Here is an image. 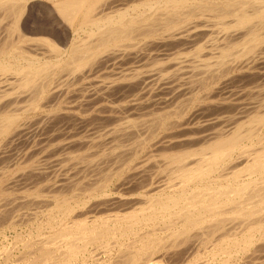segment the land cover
Instances as JSON below:
<instances>
[{"label": "bare ground", "instance_id": "6f19581e", "mask_svg": "<svg viewBox=\"0 0 264 264\" xmlns=\"http://www.w3.org/2000/svg\"><path fill=\"white\" fill-rule=\"evenodd\" d=\"M38 2L46 3L48 13L46 12L47 10L45 12L49 14V20L44 19L45 22H39L40 24H36L37 17H34V12L38 9ZM208 17L214 18L213 22L216 21V26ZM32 23H35L36 26H32ZM0 26H3L2 28L0 27V142L2 138L8 140L7 146L5 144L0 145V154L2 155L6 153L7 148L11 150L12 146L22 136L33 134V131H31L33 125L27 122L28 119L26 118V122L22 121L25 114L30 111L44 113H42L44 116L42 119L39 117L40 123L37 122V130L40 124H43L41 127L45 126V128L49 123H54L50 124L51 126L60 124L61 126L59 125V127L62 128V124L72 125L79 118L81 119V117H73L74 110L72 111V109H70L72 113L63 114V112H60L61 110L56 111V107L58 108L62 104L61 99L66 96V93L70 92V89L77 81H85L94 75L98 76L102 71L109 70L112 74L110 73L111 76L106 74L105 80H99L98 82H101L97 85V82L93 83L94 78H96L94 77L91 84L95 85V87L92 85V88L89 86L83 88L81 82L80 84L77 82L83 89L80 90L81 93L79 95L74 93L71 96H79V103L80 101L91 102V99H97V97H100V100L114 97L117 100L116 102L119 100L124 104L119 103L120 105L110 107L107 105L106 107L108 108H102L106 109L103 110V112L107 113L104 116H101V113L98 114L100 110L98 112L96 110L99 115L97 120L103 118L100 122H105L101 123L102 126L106 125L100 130H93L96 128L93 125L96 124L91 126V123H85V120H92L90 122H93L96 119V117L88 119L89 116H87V118L81 119L85 123L84 126L86 128L84 131L82 130L83 132L80 131L81 134L77 133L69 137L71 135V131H69L70 135L67 137L70 142L68 141V143L67 134H63V137L67 138V146L64 148L67 150L66 153H70V155L77 150L78 146L86 149V147L98 145L100 147L98 150L101 152L99 154H106V156L108 153L117 154L118 151L122 152V149H127V147L131 150L130 145L125 144L126 142L124 143V141L126 138L131 140L130 137L132 135L130 132H132L134 127L139 126L137 125L139 121L134 118L138 116L141 118L140 113H142L144 108H155V110L162 108L163 110L176 101L177 104L174 103V105L176 104L178 107L172 105L174 107L173 110L175 108H180V110L181 108L182 110L184 108L187 109V105H184V107L181 105L182 99L191 94L200 82L198 89L203 91L219 82L223 83L222 80L225 78L227 81L229 77L234 78L236 75L239 76V74L240 77H243L251 68L256 67L253 65L254 63L257 64L262 61L261 63L264 64V0H0ZM200 37L202 41L204 37L209 38L205 41L210 42L212 55L210 54V57L203 58V55L196 53L197 55L194 54L196 56L193 55V59H187V56H189L187 52L190 49L193 50L197 43V46L202 43L199 39ZM198 39L201 43L197 42ZM209 42L205 43L209 44ZM201 45L199 49H205V45ZM197 46L196 49H198ZM185 54L188 55L186 56ZM143 67L146 68L142 69ZM115 70L118 71L113 73ZM63 75H66V77ZM103 75L105 76V74ZM100 76L103 77L99 75L98 78ZM239 79L236 78L235 81ZM88 82L90 83V81ZM228 82L231 83V81ZM195 83L197 86H194ZM229 85L227 84L225 87V84L224 86L222 84L221 86L227 88ZM159 89L168 90L164 95L161 94L160 98H154V95L161 91ZM198 89H196L195 93ZM213 90H215V87ZM230 90L233 91L232 88ZM257 91L260 96L262 90ZM127 92L130 95H127ZM70 93H68V96ZM195 93L193 92L194 95ZM206 93L208 94L209 91ZM222 93L224 92L220 91V94ZM193 94H191L192 97L194 96ZM191 95L188 99L187 97L185 99L190 100ZM182 96L184 97L180 100L179 98ZM224 96L227 99V96ZM130 97L133 99H129ZM69 98L65 99H68L69 102ZM76 98L74 97V99ZM177 99L180 100L179 103ZM195 99L197 100V98ZM199 100L201 101L202 99ZM250 101L253 102V100ZM194 103L193 105L196 104ZM250 104L246 108L244 105L242 106L244 107L243 112L238 110L243 114L241 117H247L248 120L246 119V121L239 123H237V120L235 122L233 120V123L226 124V127L222 128L221 126L222 131H217L220 128L219 125L217 130L214 128L215 132H209L210 134L206 135H203L202 132L200 134L199 132H185L183 134L182 126L185 125L183 121L180 122V120L178 121L175 118L177 120V122L175 120L176 123L172 119L174 124L169 122L172 117L169 112L173 113L172 107V111L169 110L168 115L165 113L163 116L158 111L161 116L156 114L155 117L152 112L155 110L151 111L150 109L152 118H155H153L155 122L157 120V124L154 122L156 127H152L151 125L153 124L150 125L147 121L146 125L148 124L147 126L152 127L153 130L155 128V130L153 132L150 130L152 134L148 131L151 136L148 134L145 136L144 134L145 137L148 135L150 139L144 136L138 139V145L136 144L135 148L132 146L136 150H133L134 152L128 151L132 155L127 156L129 153H126V158L124 157L125 153L122 152L123 156H118L113 166L111 165L107 169L106 167H101L104 169L100 171V175L98 174L99 178L90 183L87 181L89 176L87 173L86 183L88 184H84V186L80 185L86 176L81 177L82 180H79V186V182H76L74 186L73 184L71 185V182L78 179V177L80 178V173L77 177L74 175V180L72 179L73 175H70L73 174L72 172L69 174L70 176L66 175L65 178L61 175L63 180L59 179L60 182L58 185L56 184L60 186L58 187L59 189L55 190L53 196L50 195L53 201L49 200L50 203L48 202V205L45 201L47 208L45 209L46 213L43 212V214L49 220H46V225H40L41 227L38 229L40 232L43 230L42 228L47 227L53 231L49 235H44L45 233L37 234V238L32 236L33 238L30 237V239L24 240V249L23 251L21 250L20 258L26 264H89L90 262L92 264H264V103L260 101ZM81 105L80 109L74 105L79 109L78 113L83 115L85 114L84 112L88 113V109L85 107L84 109L87 111H83ZM241 105L238 107H241ZM69 106L71 107V105ZM219 108L221 107L219 106ZM223 108L221 110H224ZM48 109L50 111H47ZM140 109L142 110L139 111ZM232 111L230 109V112ZM137 112L138 116L134 117ZM144 112L150 113L148 111ZM180 112L183 114L184 111ZM29 115L28 113L26 116ZM93 115H95V112ZM175 115L173 114L174 117H176ZM190 115L192 114L190 113ZM235 115L233 116L235 117ZM145 116L148 117L147 115ZM229 116L231 117V115ZM182 117H185V115ZM29 119L33 121L34 118ZM187 119L189 120L190 118ZM146 120L144 119V121L140 122L143 123ZM222 122L225 121L223 120ZM187 123L186 125L190 124ZM29 125H31L30 130ZM198 125L199 123H197ZM74 127L71 128L74 129ZM142 127L144 128V126ZM54 128H57V126ZM174 128L182 129L183 135L178 133L179 135L172 136L173 131L170 129ZM57 129H45V131L48 130L50 133H55L58 131ZM146 129L149 128L147 127ZM146 129L144 128L143 130ZM63 130H66V127ZM137 130L140 133V130ZM166 130L172 132L170 136L166 134L167 138H162L163 140L158 142V146L161 145V148L159 147L161 152L157 154H159L158 156L161 160L159 161L160 158H158L157 164L156 158L154 159L156 160V163L154 162L156 170H152L153 165L149 167V162L153 161L152 157L155 154L154 156L148 155L149 157H145L146 161L142 160L143 162L137 163V160L135 162V157H137L139 151L144 149L145 144L160 131ZM42 131L40 129V133ZM89 132H91V135ZM135 132H133L134 135L136 134ZM52 134L50 135L52 136ZM140 134L138 136L141 137ZM157 141H155V144H157ZM35 142L38 143V141ZM111 144L112 146H110ZM74 145L77 146L76 149ZM107 145L112 150L108 153H106L107 148L105 149ZM45 147L48 146L45 145ZM61 148L59 149L61 150ZM85 149L83 148L82 150ZM80 150L77 151L80 152ZM10 152L9 154H12ZM59 153H55L53 157ZM75 153L76 151L74 155ZM4 156H7L4 158L11 159L8 155ZM49 156L48 158H51V155ZM72 156L71 159H77L74 156L72 158ZM1 157L0 160L3 159ZM91 157L89 158L91 159ZM119 157L122 158L119 159ZM68 158H70L69 155ZM94 158L90 161L85 158L84 160L93 163L99 159V157ZM104 158L107 157L104 155ZM41 159H38V161ZM78 159L80 160L81 157ZM65 160L63 159V161ZM100 160H102L101 157ZM3 161L2 165H5ZM57 161L60 162L59 159ZM54 164L52 166L56 167L55 162ZM94 164L91 165V168ZM40 166L39 163L34 168L37 178H40L38 175L43 177L46 172ZM59 166L56 168H59ZM70 166L71 164L69 168ZM4 167L1 168L3 169ZM49 167H51V163ZM154 167L153 169H155ZM55 169L51 172L56 173L54 172L56 171ZM150 170L155 173H151ZM24 171H22L21 178L17 179L18 181L15 180L17 174L14 180L10 178V181L6 182L10 183L11 179L14 181L11 183L12 185L9 184L12 187L11 190L9 189L10 192L16 189L14 186H18V188L23 190L25 189L23 187L29 186L30 181H39L35 177L33 178L36 180H29L26 178L28 171L25 173ZM2 175V178H0V194H10L7 192L9 190H6L5 183L3 184L5 188L1 185L3 183L2 180L6 177L5 172ZM94 177L96 178L95 175ZM145 177L146 182L144 180ZM53 178L51 177V179ZM92 178L89 180H92ZM159 178L163 179H161L163 184L160 186L158 184L156 189L154 183L156 185L160 183ZM47 179H49L48 176ZM34 183L30 184V186ZM41 183L44 182L42 181ZM35 184L33 186L38 189L40 186L37 187ZM145 186H149L152 193H154L152 189L163 193L167 190L173 192L160 194L161 196L157 198L142 201L139 189L142 187L141 190H143ZM18 188L16 191L21 190ZM31 189L28 187L26 191ZM41 191H39L40 197H43L44 195H41ZM50 191L52 192V190L48 192ZM75 191L76 193L78 191V193L76 194ZM68 193L73 195L70 194L71 196H68ZM37 196L39 195L37 194ZM1 198L3 197L1 196ZM27 198L30 200L29 197ZM34 201L36 200L34 199ZM9 202L10 204L14 203L12 200ZM14 204L18 203L15 201ZM39 204L41 205V203ZM4 205L6 206V204ZM7 206H9L8 203ZM7 206L4 210L1 203L0 207L4 210L2 211L1 209V212L9 215L10 211H18L17 208H10L13 209L10 210L8 207L7 209ZM112 210L116 213L107 214L108 216L104 215V217L101 215L102 218L95 217ZM120 210L126 211L120 212ZM6 214L5 217L4 214L1 215L0 220H6L8 218V215L6 218ZM88 214H94L95 216L90 217ZM14 216L10 217L9 215V218L12 219ZM39 219L38 221H41ZM9 220L5 221L7 225ZM27 221L29 222L26 219ZM1 224L4 223L0 222ZM4 225L6 227V224ZM21 241L19 242L21 243ZM98 248H101L104 252L99 251L98 253V251H95Z\"/></svg>", "mask_w": 264, "mask_h": 264}, {"label": "rangeland", "instance_id": "374dc122", "mask_svg": "<svg viewBox=\"0 0 264 264\" xmlns=\"http://www.w3.org/2000/svg\"><path fill=\"white\" fill-rule=\"evenodd\" d=\"M38 4V9L37 10H35V18L37 17V20L35 21L36 22V24H40L41 22H45V20L47 19V20H49V14H47L48 13V9L46 8V3H44V2H38L37 3ZM45 4V5H44ZM40 5V6H39ZM43 7V8H42ZM44 11V13H43V11ZM45 10H47L46 12H45ZM40 13H41V15H40ZM43 13V14H42ZM47 17H46V16ZM40 17V18H39ZM45 17V18H44ZM39 18V19H38ZM210 20H212V22H213V20H214V18H211V17H208ZM43 21H42V20ZM45 19V20H44ZM40 22V23H39ZM210 23H211V21H210ZM216 21H214L213 22V24L216 26ZM4 25H6V24H4ZM3 25V26H4ZM35 25V23L33 24L32 23V26H34ZM2 26V27H3ZM36 26V25H35ZM34 26V27H35ZM1 27V26H0ZM1 27V28H2ZM0 28V29H1ZM200 39V41H202L201 39V37L199 38ZM199 39H198V41L197 42H199V43H201L200 41H199ZM207 39H209L208 37H204L203 38V41H205V40H207ZM202 41V43L201 44H204L205 46V49H203V50H201V49H199V48H201L200 47V45L199 46H197L198 45V43L194 46V49H196V46H197V48L198 49H196V50H192V49H190L189 50V52H187L188 54H189V56H187L186 54V56H187V59H193V57L194 56H196L197 54L196 53H199V55H203L202 57L203 58H206V57H210L211 55H212V53H211V50H210V42L209 41H205V42H209V44L208 43H205V42H203ZM210 41H211V39H210ZM202 46V45H201ZM206 46H208V47H206ZM198 50V51H197ZM210 50V51H209ZM204 51H205V53H204ZM207 51V52H206ZM209 51V52H208ZM212 52H216V51H212ZM202 53H204V54H202ZM206 53H208L207 55H206ZM192 54V55H191ZM194 54H196V55H194ZM211 54V55H210ZM191 55V56H190ZM194 55V56H193ZM206 55V56H205ZM185 56V57H186ZM189 57V58H188ZM191 57V58H190ZM262 62V61H261ZM257 63V64H253V65H255L256 67L255 68H251V70H249V72H250V74H248L249 72H247V73H243L244 75H243V77H240V74H239V76L238 75H236L234 78L233 77H229V79H227V81H226V78L225 79H223L222 81H223V83H218V84H216V85H213V86H211L210 88H208V89H206V90H203L202 91V89L201 90H199L198 88H199V86H200V84H201V82H200V84H198L196 81H198V80H196L195 82L198 84V86H197V84L195 85L194 84V86H197L194 90H193V92L195 93V91H196V89H198V91L196 92V93H198V94H196L195 93V95L193 94V92L191 93V94H193L194 96L192 97V95L191 94H188V96H186L187 97V99H188V97H190V95H191V101L190 100H186L185 98H183L184 96H182V97H180L179 99L181 100V98H183L182 99V101L183 102H181V105H183V107H184V105L186 106H188L187 107V109H185L184 108V110H182V108H181V110H180V108L178 109V108H175L174 110H177V111H175L174 112V110H173V108L174 107H172V105L173 106H176V104H177V102L175 101L174 103H176L175 105H174V103L173 104H171L169 107H166V108H164L163 110H162V108L161 109H156L155 110V108L153 109V108H149V109H147V108H144L143 109V111H142V113H140L141 115V118H139V116H138V112H137V115L136 116H134V117H137V118H134V119H136L137 121H139L138 123H137V125H139V126H136V127H139V128H136V127H134L133 128V130H132V132H130L131 133V135L133 136V138H132V136L130 137V139L131 140H129L128 138H126V140L124 141V143L125 144H128V145H130V149L131 150H129V147H127V149L126 148H124V149H122V152L123 153H125L124 154V157H126V153H129V152H132L133 150L135 151L136 149H134L138 144V139H140V138H142L143 136H144V134H145V136H146V134H148L149 135V132H150V134H152L151 133V131L153 132L154 130H155V128H154V130H153V128L152 127H156V122H157V120H156V122H155V115L156 114H159V113H161L163 116H164V114L165 113H167L166 115H168L169 113L172 115V117L169 119L170 121L169 122H172V120L174 121V123H176L177 122V120L176 119H178V121L180 120V122L181 121H183L182 123L183 124H185V125H183L182 126V129H176V128H174V129H170V130H172V131H168V130H166V131H160L156 136H154L153 137V139H151V140H149V142L148 143H146L145 144V146H144V149L143 150H141V151H139V154H137V157H135V162H137V160H138V162L137 163H140V162H143L142 160H144V161H146L145 159V157H147L148 155L149 156H154V154H155V156L154 157H152V159H153V163L151 162H149V167H151L152 165H153V167H154V164L157 162V164H158V158H160L158 155L160 154V150H159V147L161 146H158L159 145V141H161V140H163L162 138H167L166 136L168 135V136H170V134H171V132H172V136L174 135V136H176V135H179V134H182V131H183V134H185V132L186 133H193V132H196V133H198L199 132V134H200V132H202V134L204 135H206V134H210L209 132H211V133H213V131L215 130L214 128H216V130L219 128V125H220V128L217 130V131H222V129H221V126H222V128L223 127H226L228 124H230V123H233V120H234V122L237 120V123H239V122H243V121H246V119H247V117H241V115H243L241 112H243L244 111V107H242L243 105L245 106V108L246 107H248V105H251L250 103H257V102H262V103H264V98H263V96H264V93L262 94V92H264V64L263 63ZM159 67V66H158ZM144 68H146V67H143L142 69H144ZM109 71V70H108ZM108 71H102L101 72V74L99 73L98 74V76L99 75H102L103 77H99L98 78V76L97 75H94L93 77H91L90 79L88 78V79H86L84 82L82 81V80H80V81H77V82H79V84H80V82H81V85H82V87L84 88V87H91L93 84H91L92 82L91 81H93V78L94 77H96V78H94L95 80V82L93 81V83H96V85L97 84H99L100 82H98L99 80H105L104 78L105 77H107L106 76V74L109 76V74L111 73L112 74V72L111 71H109V73H108ZM118 70H115L113 73H115V72H117ZM120 71V70H119ZM255 71H257L256 73H255ZM107 72V73H106ZM252 73V74H251ZM1 74V73H0ZM103 74H105V76L103 75ZM111 74H110V76H111ZM261 74V75H260ZM263 74V75H262ZM251 75V76H250ZM252 75H256V76H252ZM259 75V76H258ZM63 76H65L66 77V75H63ZM245 76V77H244ZM250 76V77H249ZM258 76V77H257ZM65 77H64V79H65ZM251 77H252V79H251ZM259 77H261V78H259ZM263 77V78H262ZM98 78V79H97ZM102 78V79H101ZM233 78V79H232ZM242 79V81H240V79L239 80H236L237 81V83H236V81H235V79ZM245 78V79H244ZM247 78V79H246ZM254 78V79H253ZM259 78V79H258ZM234 80V81H232V80ZM254 80V81H253ZM260 82H259V81ZM88 81H90V83L88 82ZM221 81V82H222ZM225 81H226V83L229 85V83L230 82H228V81H231V83H230V85L228 86L230 89L232 88L233 89V91L232 90H230L228 87V89L227 88H225L226 87V83H225ZM75 83V85H73V87L70 89V92L73 90V88H74V90H73V92H68V93H70L69 94V96H68V93H66L64 96L65 97H63L62 99H61V101H62V104H60L59 106H58V108L56 107V111L58 110H61L60 112L62 113L63 112V114H70V113H72L71 112V110L70 109H72V111H73V113L74 114H72L73 115V117L74 116H76L77 118H79V117H81V119L83 118H87V116H89L88 117V119L90 118V119H93L94 117H96V119L95 120H93V122H90V121H92V120H90V121H87V120H85V123L87 124V123H91V126L93 125V124H96V125H93V126H95L96 128H94L93 130H100L101 128H103V126L105 125H103L102 126V124L101 123H105V122H100L102 119H100V120H97V118H98V114H100L101 113V116L103 115H107V113H105V112H103V110H106V109H102V108H105L107 105L110 107V106H113V105H120V104H122L123 102H120L119 100H118V102H116L117 100H116V98H108L107 100H100V97L98 98L97 97V99L95 98V99H91V102L90 101H88V102H85V101H83V102H81L80 101V103H79V96L77 97L76 95L75 96H71V95H74V93L75 94H77V95H79L80 93H81V91L80 90H82L83 88H81V86L78 84V83ZM233 82V83H232ZM249 82V83H248ZM84 83H86V84H84ZM87 83H89V84H91V85H87ZM194 83V82H193ZM238 83H241V84H238ZM251 83V84H250ZM254 83V84H253ZM256 83V84H255ZM259 83V84H258ZM223 84V86H224V84H225V87L223 88L221 85ZM233 84V85H232ZM251 86H250V85ZM263 84V85H262ZM78 86V88H77V86ZM85 85V86H84ZM219 85V86H218ZM240 85V86H239ZM248 85V86H250V87H246V86ZM253 85V86H252ZM94 87H95V85H93ZM92 86V87H93ZM231 86V87H230ZM239 88H238V87ZM255 86V87H254ZM91 87V88H92ZM213 87V88H212ZM214 87H215V90H213L214 89ZM217 87V88H216ZM220 87V88H219ZM222 87V88H221ZM236 87V88H235ZM80 88V89H79ZM242 88H245V89H242ZM262 88V89H261ZM221 89V90H220ZM222 89H224V91H222ZM226 89V90H225ZM239 89V90H238ZM159 90H161V89H159ZM167 90L168 89H162L161 91H156L157 93L154 95V98H160L161 97V94H163L164 95V93L165 92H167ZM230 90V91H229ZM256 90V91H255ZM257 90H259V91H261L260 92V96L261 95H263L261 98H260V96H259V93H257L258 91ZM77 91V92H76ZM79 91V92H78ZM162 91H163V93H162ZM202 91V92H201ZM209 91V96H208V94L206 93V92H208ZM211 91V92H210ZM220 91L221 92H224V93H222L223 94V96L224 95H226L227 96V99H226V97L224 96H222V94H220ZM226 91H227V93H226ZM233 93H232V92ZM237 91V92H236ZM240 91V92H239ZM246 91H248V92H245ZM254 91V92H253ZM160 92V93H159ZM214 92V93H213ZM231 92V93H230ZM235 92V93H234ZM239 92V93H238ZM130 93V92H129ZM200 93H201V95H200ZM229 93V94H228ZM237 93V94H236ZM241 93V94H240ZM202 94H203V97H202ZM232 94V95H231ZM246 94V95H245ZM248 94V95H247ZM257 94V95H256ZM127 95H130V94H128V92H127ZM211 95V96H210ZM245 98H243L242 96ZM251 95V96H250ZM255 95V96H254ZM196 96V97H195ZM201 97V98H198V97ZM208 96V97H207ZM217 96V97H216ZM230 96V97H229ZM241 96V97H240ZM250 96V97H249ZM67 97H70L69 98V102H68V99H65V98H67ZM72 97H73V101L71 102V99H72ZM74 97L76 98V99H74ZM216 97V98H215ZM234 97V98H233ZM236 97H238V98H236ZM248 97H249V99H248ZM253 97V98H252ZM257 97H259V98H257ZM153 98V97H152ZM153 98V99H154ZM195 98H197V100L195 99ZM213 98V99H212ZM221 98V99H220ZM224 98V99H223ZM240 98V99H239ZM242 98V99H241ZM255 98V99H254ZM65 99V100H64ZM129 99H133L132 97H130ZM185 99V100H184ZM199 99H202V100H204V101H200ZM226 99V100H225ZM232 99V100H231ZM247 99V100H246ZM76 100H77V102H76ZM100 100V101H99ZM112 100V101H111ZM180 100H178L177 99V101H178V103H179V101ZM193 100V101H192ZM235 100V101H234ZM250 100H253V102L252 101H250ZM254 100H256L255 102H254ZM75 101V102H74ZM93 101V102H92ZM103 101V102H102ZM108 101H111V102H108ZM115 102V104H113L114 102ZM188 101V102H187ZM246 101H247V103L248 102H250V103H246ZM63 102H65V103H63ZM184 102H186V103H184ZM192 104H191V103ZM198 104L197 106H196V104ZM228 102V103H227ZM246 104H245V103ZM68 103H72V104H68ZM79 103V104H78ZM86 103V105H84ZM120 103V104H119ZM188 103V104H187ZM193 103L195 104V105H193ZM208 103V104H207ZM220 103V104H219ZM222 103V104H221ZM234 103V104H233ZM236 103V104H235ZM76 104H78V105H76ZM81 104H83V105H81ZM112 104V105H111ZM124 104V103H123ZM130 104H131V101H130ZM202 104H205V105H202ZM211 104V105H210ZM215 104V105H214ZM218 104V105H217ZM229 104V105H228ZM242 104V105H241ZM67 105V106H66ZM68 105H71V107L69 106L68 107ZM77 107V108H79L80 107V105H81V109L83 110V111H87L86 109H84L85 107L88 109V113L87 112H84L85 114L83 115L82 113H78V111H79V109H77L75 106ZM88 105H89V107H88ZM90 105H92V106H90ZM180 105V104H179ZM241 105V107H238V106H240ZM101 106V107H100ZM194 108H193V107ZM213 106V107H212ZM217 106V107H216ZM219 106L221 107V108H219ZM233 106V107H232ZM238 108H237V107ZM62 107V108H61ZM66 107H68V109H66ZM75 109H74V108ZM91 107V109H89ZM171 107H172V110H171ZM176 107H178V106H176ZM180 107H182V106H180ZM202 107H204V108H202ZM212 107V108H211ZM217 109H216V108ZM224 107V108H223ZM227 107V108H226ZM228 107H230V108H228ZM66 110H65V109ZM98 108V109H97ZM106 108H108V107H106ZM200 108V109H199ZM209 108V109H208ZM224 109V110H221V109ZM102 109V110H101ZM147 109V110H146ZM150 109H151V111L152 110H155L156 111V113H154L155 111H152L153 112V118H152V113L150 112ZM165 109H167V110H165ZM197 109V110H196ZM200 111H199V110ZM202 109V110H201ZM230 109H231V111L232 110H234V111H232V112H235V113H232V112H230ZM96 110H97V112L100 110V112L97 114L96 113ZM142 109H140L139 111H141ZM169 110H171L173 113H171V112H169ZM192 110H193V112H192ZM203 110H206V111H204L203 112ZM211 110H213V111H211ZM218 110V111H217ZM226 110H229V111H226ZM238 110H240V111H238ZM47 111H50V109H48ZM65 111V112H64ZM89 111H91V112H89ZM144 111H148V113L150 114H147V112H144ZM158 111H159V113H158ZM180 111H184L183 112V114L181 113V115H179L180 113L179 112ZM186 111V112H185ZM196 111V112H195ZM202 111V112H201ZM216 111V112H215ZM222 111V112H221ZM225 113H224V112ZM94 112H95V115H93L94 114ZM169 112V113H168ZM214 112V113H213ZM228 112V113H227ZM28 113L30 114L29 116H26V115H28ZM28 113H26L25 114V116L23 117V119H22V121H25V120H30L29 118H31V119H33V121L32 120H30V121H28L27 120V122L29 123H31V125H33L32 126V128L33 129H31V125H29V130L31 129V131H33V134L31 133V135L29 134V135H26L25 134V136H22L19 140H17L16 141V143L12 146V148H11V150H8V148L6 149L7 151H6V153L4 154V155H8V157L9 158H11L10 160L8 159V158H4V157H7V156H4V155H2V154H0L1 156V158H3L2 160H0V168L1 167H4L5 165H7V166H5V167H7V168H3L4 169V171H3V169L1 168L0 169V178H2V174L5 172V174H6V177H4V180H2V187L4 186L3 184L5 183V187H7L6 188V190L8 189H10L11 190V188L12 187H10L12 184L11 183H13L14 181H12V179L14 180L15 178V176H16V179L15 180H17L19 177L21 178V176H22V171H24V173L25 172H27L26 174H28L27 175V177L26 178H28L29 180H33V179H39V184H37L38 182L37 181H34V182H31L30 181V184H32V183H34L35 185H37V187L38 186H40V187H38V189H36V186L34 187L33 185L32 186H30V184H29V186L28 187H30V189L31 190H27L26 191V189H28V187L26 188V187H23V188H25V189H23L22 190V188H18V186H14V187H16V189L18 188V189H21L19 192L18 191H16V189H13V193L12 192H10V190L9 191H7V192H9L10 194H8V193H6V194H0V201H1V203H2V207L4 208V210H5V208H6V206H7V203H8V205L9 206H7V209H8V207H9V209L10 208H13V209H16L17 208V210L18 211H14L13 209H10V210H13L12 212L10 211L9 212V215H10V217H12V216H14V215H16V216H14V218H12V219H10L9 218V215L8 214H6L5 212L3 213V212H1V207H0V216L1 215H3L4 214V217H5V214H6V218H7V215H8V218L6 219V220H9V222H8V225H7V221L3 218V216H2V218L4 219V220H0V222L1 223H4V224H6V227H5V225L4 224H1L0 225V227H2V228H0V252L2 253L1 255H0V264H26V262L22 259V258H20L21 257V250L23 251V247H24V240L26 241V240H28V239H30V237H36L37 238V236L38 235H40V234H44V235H49V234H51V231H53V230H50L51 228H47V227H45V228H42L43 230H41L40 232L38 231V229L42 226V225H46L47 223V221L46 220H49V218L48 217H46L45 216V214H43V212L44 213H46L45 212V209L47 208V205H48V202L50 203V201H53L51 198H52V196L54 195V193H55V190H58L59 188L58 187H60V186H57L58 185V183L60 182V180H63L62 179V176L65 178V176L66 175H69L71 172L73 173V174H70L71 176H72V179H73V177H75L74 175H76V177H77V175L80 173L81 175H79L80 176V178L82 177L83 178V176L85 177V178H83L84 180H82V178L80 179L79 177H78V179H76V180H72L73 182H71V185L73 184V186H74V184L76 183V182H79L78 183V186L80 185V181L82 180V182H81V185L80 186H84V184H88V183H90V182H92L93 180L95 181L97 178H99V175H100V171L102 170V169H104V168H101V167H106V169H107V167H111V165L113 166V163L115 164L116 163V160H117V157L118 156H123V153L121 152V151H118V153L117 154H109L108 152L109 151H112L111 150V147H109L108 145L107 146H105V149L107 148V152L106 153H108L107 154V156H106V154H99V153H101V152H99V150L98 149H100V147L98 146V145H93V146H90V147H86V149H88V150H86L85 149V147H83L85 150H82L83 148L80 146H75V149H76V147H77V150H80V152L79 151H77V150H75L76 151V153H75V155L76 154H78L77 156H75L74 155V152L71 154V155H73L74 156V158L76 157L77 159H71V155H70V153H66L67 152V150H65V148L64 147H66L67 146V143H68V141L70 142V139L67 137V136H69L70 135V133H71V135L69 136V137H72V136H74L75 134H77V133H80L81 134V132L80 131H84L86 128H85V123L84 122H82V120L79 118V120L78 121H75V122H77V123H72V125L71 124H69V125H67V124H62V128L63 129H65V127H66V130L68 131H66V130H63L62 128H60L59 127V125L60 124H58V125H50V124H54V123H49V125L47 124L46 126L48 127H46L45 128V126H42L41 127V125H43V124H40V125H38V130H37V122H39L40 123V118L42 119L44 116H43V112H40V111H30V112H28ZM37 113V115H35ZM40 113V114H39ZM43 113V114H42ZM75 113H76V115H75ZM90 113H93V114H90ZM104 113V114H103ZM144 113H146L145 115H147L148 117H146L145 115H144ZM177 113V115H175ZM179 113V114H178ZM190 113L192 114V115H190ZM198 113V114H197ZM217 113V114H216ZM224 113V114H223ZM81 114H82V116H81ZM173 114L176 116V117H174L173 116ZM199 114H200V116H199ZM227 114V115H226ZM231 115V117H232V119H231V117L229 116V115ZM236 114V115H235ZM240 114V115H239ZM42 115V116H41ZM86 115V116H85ZM91 115V116H90ZM145 116V117H143V116ZM160 115V114H159ZM159 115H158V117H159ZM185 115V117H182V116H184ZM198 115V116H197ZM207 115V116H206ZM220 115H221V117H220ZM233 115H235V117L233 116ZM151 116V117H150ZM161 116V115H160ZM181 116V117H180ZM188 116H191V117H188ZM193 116V117H192ZM209 116V117H208ZM211 116H213V117H211ZM230 118H229V117ZM236 116H238V117H236ZM40 117V118H39ZM93 117V118H92ZM179 117V118H178ZM207 117V118H206ZM216 117H218V118H216ZM27 118V119H26ZM150 118H152V119H150ZM176 118V119H175ZM182 118V119H181ZM187 118H190L189 120L187 119ZM193 118V119H192ZM224 118V119H223ZM36 119V120H35ZM37 119H39V120H37ZM141 119H143L142 121H144V119H147L146 120V122H143V123H141L142 121H141ZM172 119V120H171ZM197 119V120H196ZM212 119V120H211ZM225 121V122H222L221 123V121H223V120ZM227 119V120H226ZM231 121H230V120ZM240 119V121H238ZM97 120V121H96ZM175 120H176V122H175ZM185 120V121H184ZM186 120H188V121H186ZM195 120V121H194ZM203 120H205V121H207V122H205V121H203ZM211 122H210V121ZM221 120V121H220ZM228 120H229V122H228ZM248 120V119H247ZM21 121V122H22ZM32 121V122H31ZM36 121V122H35ZM84 121V120H83ZM141 121V122H140ZM147 121H148V124L150 123V125L151 124H153V125H151L152 127H150V126H147L146 125V123H147ZM190 121V122H189ZM191 121H194V122H191ZM199 121V122H198ZM218 121V122H217ZM220 121V122H219ZM26 122V121H25ZM25 122H23V123H25ZM34 122V123H33ZM81 122H82V125H81ZM95 122V123H94ZM98 122H99V124H98ZM154 122L156 123L155 124V126H154ZM190 123V124H188V123ZM199 123V125L197 126V123ZM227 122V123H226ZM29 123V124H30ZM64 123V122H63ZM173 122H172V124H174ZM186 123L188 124V125H186ZM203 124V126H202V124ZM75 124V125H74ZM76 124H78L77 125V127H76ZM170 124V123H169ZM206 124H208V125H206ZM212 124H214V125H212ZM227 124V125H226ZM35 125V126H34ZM70 125H71V127L73 128V126H75L74 127V129H72L71 127H70ZM197 127H196V126ZM200 125H201V127H202V129L200 130ZM218 125V126H217ZM57 126V128H54V127H56ZM61 126V125H60ZM82 126V127H81ZM90 126V127H91ZM106 126V125H105ZM142 126H144V128L146 129L147 127L149 128V129H146V130H143L144 128L142 127ZM187 126V128L185 129V127ZM189 126H190V128H189ZM40 127V128H39ZM68 127V128H67ZM70 127V128H69ZM193 127H194V129H193ZM218 127V128H217ZM35 128H36V130H35ZM140 128H142L141 130H140ZM151 128V129H150ZM192 128V129H191ZM196 128V129H195ZM211 130H210V129ZM40 129H41V131H42V129H44L41 133H40ZM45 129H57L58 131L57 132H55V133H53V134H55V135H53L52 133H50L48 130H46L45 131ZM70 129V130H69ZM137 129H139L140 130V133H139V131L137 130ZM189 129H190V131H189ZM206 129V130H205ZM76 130V131H75ZM136 132H135V131ZM151 130V131H150ZM179 132H178V131ZM182 130V131H181ZM193 130V131H192ZM195 130V131H194ZM203 130V131H202ZM208 130V131H207ZM28 131V130H27ZM39 131V132H38ZM69 131H71L70 133H69ZM74 131V132H73ZM82 131V132H83ZM142 131V132H141ZM144 131H145V133H144ZM149 131V132H148ZM176 131H177V133H176ZM192 131V132H191ZM36 132V133H35ZM67 132V133H66ZM133 132H135L136 134L134 135L133 134ZM181 132V133H180ZM205 132V133H204ZM215 132V131H214ZM39 133V134H38ZM57 133V134H56ZM85 133V132H84ZM142 133H143V135H142ZM179 133V134H178ZM47 136H46V135ZM50 134H52V136L50 135ZM62 134V135H61ZM63 134H67L66 135V137L69 139H67L65 136L63 137ZM88 134V133H87ZM89 134L91 135V132H89ZM138 134H140L141 135V137L140 136H138ZM164 134V136H162V135ZM167 134V135H166ZM182 134V135H183ZM36 135H38V136H36ZM61 137L60 139H59V137ZM90 135H87V136H90ZM147 135V137H145V138H148V139H150L149 138V136H151V135H149L148 136ZM159 135V136H158ZM138 136V137H137ZM161 136V137H160ZM137 137V138H136ZM158 137H159V139H158ZM25 140H24V139ZM35 138V139H34ZM57 138V139H56ZM63 138H65V139H63ZM3 139V140H2ZM1 139V142H0V145H4L5 144V146H7L8 145V140H5L6 138H2ZM29 139V140H28ZM37 139H39V140H37ZM50 139H51V141H50ZM52 139H53V141H52ZM55 139V140H54ZM63 139V140H62ZM66 139H67V143H66ZM26 140H28V141H26ZM43 140V141H42ZM48 140V141H47ZM134 140V141H133ZM158 140V141H157ZM35 141H38V143L37 142H35ZM59 141V142H58ZM62 141H63V143H62ZM65 141V142H64ZM127 141H129V142H127ZM130 141H133V142H130ZM137 141V142H136ZM155 141H157L156 143L157 144H155ZM44 144H43V143ZM53 142V143H52ZM56 144H55V143ZM62 143V145H61V143ZM136 142V143H135ZM19 143V144H18ZM41 143V144H40ZM47 143V144H46ZM66 143V144H65ZM23 144H25V145H23ZM50 144V145H49ZM135 144V145H134ZM137 144V145H136ZM155 144V145H154ZM22 145V146H21ZM28 145V146H27ZM40 145H42V146H40ZM45 145L46 146H48V147H45ZM58 145H60V146H58ZM146 145H147V147H146ZM154 145V146H153ZM26 148V146H27V148L25 149L24 147ZM35 148H34V147ZM55 146H57V147H55ZM110 146H112V144L110 145ZM134 148H133V147ZM158 146V147H157ZM33 147V148H32ZM96 147V148H95ZM110 149H109V148ZM132 147V148H131ZM199 147V146H198ZM39 148V149H38ZM56 148V149H55ZM59 148H61V150L59 149ZM79 148V149H78ZM157 148V149H156ZM161 148V147H160ZM10 149V148H9ZM19 149V150H18ZM31 149V150H30ZM59 149V150H58ZM64 149V150H63ZM89 149H91V150H89ZM96 149V150H95ZM23 150H24V152H23ZM39 152H38V151ZM57 151V152H55V151ZM93 150V151H92ZM95 150V151H94ZM127 150V151H126ZM152 150V151H151ZM157 150V151H156ZM159 150V151H158ZM11 151V152H10ZM22 153H21V152ZM32 151V152H31ZM37 153H36V152ZM40 151H41V153H40ZM48 151H49V153H48ZM52 153H51V152ZM59 151H60V153H59ZM61 151H63L62 152V154H61ZM65 151V152H64ZM83 151H85L84 153H83ZM126 151V152H125ZM129 151V152H128ZM133 151V152H134ZM146 151H147V154H146ZM9 152L10 153H12V154H9ZM20 154H19V153ZM29 152H30V154H29ZM59 153V154H57V155H55V156H57V157H53V155L55 154V153ZM77 152H79V153H77ZM96 153V155H95V153ZM19 155H18V154ZM87 155H86V154ZM88 153H89V155H88ZM111 153V152H110ZM121 153V154H120ZM149 153V154H148ZM157 153H159V154H157ZM23 154V155H22ZM35 154V155H34ZM38 154V155H37ZM51 155V158H48V157H50L49 155ZM65 154V155H64ZM83 154V155H82ZM92 154V155H91ZM28 155V156H27ZM48 155V156H47ZM58 155H59V157H58ZM68 155L70 156V158H68ZM81 155V156H80ZM92 157H91V156ZM104 155H105V157H107V158H109V159H107V158H104ZM130 155H132V154H130L129 153V155L127 154V156H130ZM21 156V157H20ZM73 156H72V158H73ZM87 156V157H86ZM109 156V157H108ZM143 156V157H142ZM148 156V157H149ZM13 157V158H12ZM18 157H19V160H18ZM29 158V159H27V158ZM46 157V158H45ZM60 157H61V159H60ZM67 157V158H66ZM81 157V161L78 159V158H80ZM83 157V158H82ZM89 157H91V159L89 158ZM94 157H99V159H97L96 161H94L93 163H90V162H88L87 160H93V159H95ZM100 157H101V159L102 160H100ZM42 158V159H41ZM84 158L85 159H87V160H84ZM114 158H115V160H114ZM120 158H122V157H119V159ZM127 158V157H126ZM156 158V160H154ZM6 161H8V162H6ZM13 159H15L16 160V162H14L15 160H13ZM24 159V160H23ZM38 159H41V160H39L38 161ZM45 159V160H44ZM56 159V160H55ZM60 160V162L59 161H57V160ZM63 159H66L65 161H63ZM68 159V160H67ZM106 159H107V161H106ZM4 160V161H3ZM12 160V161H11ZM44 160V161H43ZM100 160V161H99ZM161 160V158L159 159V161ZM2 161H3V163H5V165L3 164L2 165ZM23 161V162H22ZM35 161V162H34ZM36 161H38L37 163H36ZM57 161V162H56ZM78 161H79V163H78ZM99 161V163L97 164V162ZM156 161V162H155ZM10 162V163H9ZM14 162V163H13ZM25 162V163H24ZM44 162V163H43ZM54 162L56 163V167L58 166V165H60L59 166V168H56L55 166H52V165H55L54 164ZM59 162V163H58ZM102 162V163H101ZM155 162V163H154ZM7 163V164H6ZM16 163V164H15ZM39 163H40V165L44 168V170L46 171L45 172V174L43 175V177L41 176V175H38V176H40V178L38 177L37 178V176H35L36 175V172H35V167L37 166V165H39ZM50 163H51V167H53L52 168V170L53 169H55L56 171H54V172H56V173H52L53 171L51 170V167H49L50 166ZM53 163V164H52ZM64 163V164H63ZM75 163V164H74ZM85 163H87V164H85ZM88 163H90L89 165H88ZM94 163H96V164H94ZM105 163V164H104ZM110 163V164H109ZM8 164H9V166H8ZM12 164V165H11ZM43 164V165H42ZM71 164V166H70V168H69V165ZM92 164H94V165H96V166H92V168H91V165ZM102 164V165H101ZM151 164V165H150ZM157 164H156V166H157ZM33 165V166H32ZM35 165V166H34ZM80 165V166H79ZM82 165V166H81ZM83 165H85V166H83ZM105 165V166H104ZM40 166V167H41ZM89 166V168H87ZM45 167H47L46 169H45ZM55 167V168H54ZM61 167V168H60ZM81 167V168H80ZM98 167V168H97ZM153 167H152V170H156V167H154L155 169H153ZM9 168V169H8ZM34 170H33V169ZM69 168V169H68ZM87 168V169H86ZM27 169H29V170H27ZM48 169V170H47ZM49 169H50V171H49ZM59 169V170H58ZM90 169H91V171H90ZM7 172H6V171ZM30 170H31V173H30ZM58 170V171H57ZM80 170V171H79ZM93 170H95V171H93ZM97 170V171H96ZM3 171V173H1ZM21 171V172H20ZM33 171V172H32ZM52 171V172H51ZM67 171V172H66ZM85 171H86V173H85ZM10 172V173H9ZM75 172V173H74ZM78 172V173H77ZM150 172H151V170H150ZM77 173V174H76ZM85 173V174H84ZM87 173H88V178H87ZM151 173H155V172H151ZM55 174V175H54ZM65 174V175H64ZM96 176V178L94 177V175ZM99 174V175H98ZM25 175V174H24ZM50 175V176H49ZM58 175V176H57ZM62 175V176H61ZM69 175V176H70ZM91 175H93V176H91ZM9 178H8V177ZM26 176V175H25ZM47 176L49 177V179H47ZM32 177V178H31ZM33 177H35V178H33ZM46 177V178H45ZM51 177L53 178V179H51ZM56 177V178H55ZM91 177H93L92 178V180H89ZM6 178V179H5ZM10 178H12L11 179V182L10 183H6V182H9L10 181ZM42 178V179H41ZM71 178V177H70ZM88 180H87V179ZM35 179V180H36ZM43 179H45V180H43ZM60 179V180H59ZM162 179V178H161ZM160 178H159V182L160 183H157V185L154 183V185H155V187H156V189H157V186H158V184H159V186L161 185V184H163L162 183V180H161ZM44 182V183H41L42 181ZM47 180V181H46ZM49 180V181H48ZM50 180H51V182H50ZM54 180H56V181H54ZM59 180V181H58ZM80 180V181H79ZM88 181V183H86L87 181ZM145 182H146V177H145ZM18 181V180H17ZM41 181V182H40ZM85 181V182H84ZM29 182V181H28ZM46 182V183H45ZM57 182V183H56ZM84 182V183H83ZM164 182V181H163ZM9 184H11V185H9ZM53 185V186H51V185ZM54 184H55V186H54ZM57 184V185H56ZM83 184V185H82ZM43 187H42V186ZM76 185V184H75ZM166 185V184H165ZM164 185V186H165ZM164 186H162V187H164ZM5 187H3V188H5ZM9 187V188H8ZM42 187V188H41ZM46 187H47V189H46ZM34 188H35V190H37L38 192L39 191H41V195H44L43 197H40V192L39 193H37L39 196H37V194L35 193V192H37V191H35L34 190ZM41 188V189H40ZM54 188V189H53ZM112 188L113 189H115L114 188V186H112ZM148 188H149V191H148ZM161 188V187H160ZM142 189V187L139 189V191H140V194L142 195V197H140L141 199H142V201H144L145 199H154V198H157V197H159V196H161L160 194H164V193H171V192H173V191H171V190H167L166 192H159L158 190H156V189H152V191H154V193H152L151 192V189H150V187L149 186H145L144 188H143V190H141ZM145 189V190H144ZM146 189H147V191H146ZM25 190V191H24ZM49 190H52V192L50 193V192H48ZM155 190H156V192H155ZM162 190V189H161ZM175 190V189H174ZM15 191V192H14ZM146 191V192H145ZM158 191V192H157ZM44 194H43V193ZM34 193V194H33ZM53 193V194H52ZM75 193H76V191H75ZM77 193H78V191H77ZM76 193V194H77ZM143 193H144V195H143ZM11 194H14V195H11ZM36 194V195H35ZM70 194H72V193H70ZM69 193L67 194L68 196H71ZM8 195H9V198H8ZM11 195V196H10ZM22 197H24V198H22ZM33 195H35V196H33ZM47 195H48V197H47ZM50 195H52V196H50ZM73 195V194H72ZM1 196L3 197V198H1ZM16 196L18 197L17 199H16ZM50 196V197H49ZM13 197V198H12ZM27 197H29V199L30 200H28V198ZM15 198V199H14ZM22 198V199H21ZM5 199V200H4ZM13 199H14V201H13ZM25 199V200H24ZM33 199V200H32ZM34 199L36 200V201H34ZM3 200V201H2ZM10 200H12V202H14L15 203V201H16V203H18V204H14V206H13V204L11 203L10 204ZM27 200V201H26ZM37 200H38V202H37ZM41 200V201H40ZM48 200V201H47ZM50 200V201H49ZM30 201V202H29ZM34 201V202H33ZM47 202V205H46V202L45 203H43V202ZM5 202V203H4ZM29 204H28V203ZM0 203V204H1ZM22 203V204H21ZM23 203H25V204H23ZM39 203H41V205L39 204ZM43 203V204H42ZM4 204H6V206L4 205ZM37 204V205H36ZM46 206H45V205ZM11 205V206H10ZM30 206V207H29ZM45 206V207H44ZM33 207H35V208H33ZM37 207V208H36ZM41 207V208H40ZM6 209V210H7ZM3 209H2V211H4ZM38 211H39V213H38ZM42 211V212H41ZM124 212V211H126V210H120V212ZM140 212H142L141 210H139ZM146 211V210H145ZM13 212H18V213H13ZM36 212V213H35ZM111 212H113V213H111ZM3 213V214H2ZM11 213V214H10ZM116 212L115 211H108V213H103V214H99V215H97V216H95L94 214L92 215V214H88L90 217H93V216H95V217H100V218H102V217H104V215L105 216H108V215H111V214H115ZM13 214V215H12ZM108 214V215H107ZM33 215V216H32ZM36 217H35V216ZM39 215V216H38ZM101 215H103L102 217H101ZM31 216V217H30ZM15 217H17V218H15ZM35 217V218H34ZM84 217V216H83ZM1 218V217H0ZM31 218V219H30ZM38 218H40L39 220H41V221H38ZM26 219L27 220H29V222L27 221L26 222ZM89 219H91V218H89ZM13 220V221H12ZM16 222H15V221ZM25 220V221H24ZM42 220H43V222H42ZM4 221V222H3ZM6 221V222H5ZM12 221V223H10ZM13 222H15V223H13ZM34 222V223H33ZM27 223V224H26ZM43 223H45V224H43ZM13 224V225H12ZM15 224V225H14ZM17 224V225H16ZM10 225V226H9ZM21 225V226H20ZM41 225V226H40ZM31 226V227H30ZM39 226V227H38ZM36 227H38V228H36ZM29 228V229H28ZM36 228V229H35ZM49 229V230H48ZM20 232V233H19ZM38 234V235H37ZM19 236V237H18ZM32 237V238H33ZM19 238H20V240H19ZM22 240V241H21ZM16 241V242H15ZM19 241H21V243L19 242ZM11 243V244H10ZM14 244H15V246H17V247H15L14 246ZM5 245V246H4ZM12 245V246H11ZM8 246V247H7ZM21 247V248H20ZM2 248V249H1ZM6 248V249H5ZM20 248V249H19ZM96 249V248H95ZM100 249V250H99ZM11 250V251H10ZM7 251V252H6ZM95 251H98V253H99V251L100 252H104V250L102 251V249L101 248H98L97 250H95ZM11 253V254H10ZM95 253H97V252H95ZM13 254H14V256H13ZM20 254V255H19ZM10 255V256H9ZM12 255V256H11ZM104 255V254H103ZM8 256H9V258H8ZM16 256H18V257H16ZM11 257V258H10ZM5 259V260H4ZM15 259V260H14ZM205 259V258H204ZM9 260V261H8ZM13 260H14V262H13ZM24 261V262H23ZM28 264V263H27ZM89 264H92V262H90Z\"/></svg>", "mask_w": 264, "mask_h": 264}]
</instances>
